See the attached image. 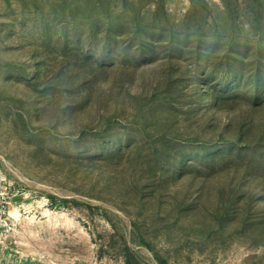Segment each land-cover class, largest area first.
<instances>
[{
	"label": "rangeland",
	"instance_id": "obj_1",
	"mask_svg": "<svg viewBox=\"0 0 264 264\" xmlns=\"http://www.w3.org/2000/svg\"><path fill=\"white\" fill-rule=\"evenodd\" d=\"M0 264H264V0H0Z\"/></svg>",
	"mask_w": 264,
	"mask_h": 264
}]
</instances>
